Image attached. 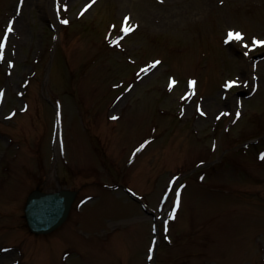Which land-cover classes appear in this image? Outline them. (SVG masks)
<instances>
[{
    "label": "rangeland",
    "instance_id": "1",
    "mask_svg": "<svg viewBox=\"0 0 264 264\" xmlns=\"http://www.w3.org/2000/svg\"><path fill=\"white\" fill-rule=\"evenodd\" d=\"M57 3L0 0V264H264V0Z\"/></svg>",
    "mask_w": 264,
    "mask_h": 264
},
{
    "label": "water",
    "instance_id": "2",
    "mask_svg": "<svg viewBox=\"0 0 264 264\" xmlns=\"http://www.w3.org/2000/svg\"><path fill=\"white\" fill-rule=\"evenodd\" d=\"M77 194L75 190L62 188L53 192L32 191L25 207L30 229L40 234L57 229L68 218Z\"/></svg>",
    "mask_w": 264,
    "mask_h": 264
},
{
    "label": "snow or ice",
    "instance_id": "3",
    "mask_svg": "<svg viewBox=\"0 0 264 264\" xmlns=\"http://www.w3.org/2000/svg\"><path fill=\"white\" fill-rule=\"evenodd\" d=\"M57 7L59 8V0H58V3H57ZM64 7L67 8V4H65ZM63 22H64L65 24L69 23L68 20H64ZM13 30H14V29H13V27H12V23H10V24L8 25V27H7V33H11ZM125 30H126V31H131L132 29H131L130 26H127V25H126ZM244 35H245V34H244L243 32L236 31V30H234V29H229V31H228V33H227V39H228V40L236 39V40L244 41ZM3 40H4L5 42H7V40H8V35H7V34H5V35L3 36ZM253 40H254V44L252 45V47H255L256 45L264 46V40L259 39V38H256V37H253ZM245 43H246V42H245ZM246 46H247V44H246ZM3 47H4V44H0V49H3ZM3 56H4V53H3L2 50H0V59H3ZM159 63H160V61H155V62H153V64L150 65L149 67H150V68H151V67H155V65H156V64H159ZM172 83L175 84L176 81L173 79V80H172ZM191 83H192V85H195L196 81H195V80H192ZM236 83H237V81H229V82L225 85V87H231V86H233V85L236 84ZM235 115H236L237 117H239L240 113L237 112V113H235ZM261 158L264 159V154H261ZM177 203H178V197H177ZM172 216H173V217L175 216V213H174V212L172 213Z\"/></svg>",
    "mask_w": 264,
    "mask_h": 264
}]
</instances>
